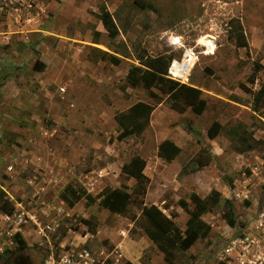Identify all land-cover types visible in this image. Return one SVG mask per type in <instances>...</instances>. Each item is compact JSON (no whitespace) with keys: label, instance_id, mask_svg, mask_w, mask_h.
Segmentation results:
<instances>
[{"label":"rangeland","instance_id":"374dc122","mask_svg":"<svg viewBox=\"0 0 264 264\" xmlns=\"http://www.w3.org/2000/svg\"><path fill=\"white\" fill-rule=\"evenodd\" d=\"M28 4L35 22L25 41L13 34L18 28L14 9L21 10L23 19ZM103 15L118 29L115 39L102 30ZM234 20L241 24L248 48L236 46ZM98 30L104 35L96 37ZM0 33H10L7 43L0 38V188L9 200L27 205L41 199L48 220H57L51 243L84 242L99 264L113 263L115 249L122 256L117 264H164L143 232L142 206L174 213L175 225L183 230L187 214L177 202L189 203L192 192L205 195L217 188V206L202 217L211 227L208 238L177 254L173 263L217 264L228 234L222 199L233 202L238 221L251 201L264 200V105L253 111L252 101V93L264 86V0H0ZM204 35L214 40L210 54L197 45ZM94 40L99 45H92ZM94 48L118 57L120 64L94 60ZM188 49L196 55L195 66L186 81L172 80L201 90V112L177 114L160 104L141 136L117 142L114 116L137 101L152 102L144 90L124 82L127 70L137 64V53L180 61ZM41 53L47 64L35 72L32 66L41 63ZM214 120L222 129L209 141L206 130ZM238 124L258 141L257 149L240 153L244 146L228 132ZM165 139L181 150L171 163L156 156ZM200 149L211 155L210 164L202 172L180 174L183 167L187 172L194 167ZM132 156L146 162L139 181L120 174ZM30 179L42 182L45 193L33 197ZM68 184L92 196L125 185L131 203L121 215L102 209L98 200L89 206L81 200L69 208L59 196ZM11 229L0 212V254L14 249L16 233L27 248L0 264H41L46 244L33 226L22 225L15 233Z\"/></svg>","mask_w":264,"mask_h":264},{"label":"trees","instance_id":"16d2710c","mask_svg":"<svg viewBox=\"0 0 264 264\" xmlns=\"http://www.w3.org/2000/svg\"><path fill=\"white\" fill-rule=\"evenodd\" d=\"M138 5L142 9L155 10L154 7L147 3L139 2ZM99 20L102 22L108 38L115 39L118 36V29L114 22L108 20L105 15L99 17ZM231 30L235 37L236 46L248 48L243 28L238 20L231 22ZM94 35L97 37L99 33H94ZM96 41L94 40V43ZM93 50L96 52L94 60L108 61L113 65L120 64L121 60L118 57L98 49ZM135 59L137 64L132 65L128 69L124 79L125 85L131 89L141 88L152 102L137 101L125 112L114 116L118 127V134L114 138L117 142L141 136L149 126L152 112L160 104H167L170 110L178 114H184L188 109L199 113L204 106V102L201 99L202 92L199 88L167 77L171 57L167 55L151 56L145 50H142L137 53ZM44 68L45 66L38 61H35L32 66L35 72H42ZM241 88L251 93L245 86ZM154 90H157L160 94L155 93ZM252 101L254 104L253 111L264 105V86L252 93ZM221 129V124L214 120L208 127L206 136L212 140L220 133ZM228 132L244 146L240 153L257 149L258 141L252 139L251 134L246 131L243 125L238 124L235 127H231ZM112 141L113 138H110L109 142ZM180 151L177 145L165 139L158 144L156 155L159 159L170 163L177 158ZM192 162L194 167L189 172L183 167L180 174L193 173L197 169L206 167L211 162V155L205 149H200L192 159ZM145 166L146 162L144 159L139 156H132L127 163L121 166L120 174L126 179L139 181L144 178L143 171ZM59 196L69 208H73L81 200H84L88 206L98 200L99 207L117 215L124 214L131 203V197L125 185L113 189H104L96 196H92L84 189L75 188L68 184L63 188ZM188 199L189 203L184 200L177 202L178 206L187 214L183 230L175 225L173 221L174 213H170L167 216L158 206L152 204L142 206L140 210V217L144 220L143 232L162 253L164 264H173L177 254L186 253L197 241L207 239L211 232L210 225L205 223L201 217L209 213L212 209L211 207L217 206L219 194L212 191L206 198L201 199L196 193L192 192ZM189 204H191V207ZM13 211V203L9 200L5 191L0 188V212L4 215H11ZM221 218L229 227L236 225V215L231 200L223 201ZM13 240L15 242L14 249L3 251L0 254V261L26 250L27 245L19 233L13 236Z\"/></svg>","mask_w":264,"mask_h":264},{"label":"built area","instance_id":"2783aa9c","mask_svg":"<svg viewBox=\"0 0 264 264\" xmlns=\"http://www.w3.org/2000/svg\"><path fill=\"white\" fill-rule=\"evenodd\" d=\"M31 7V4L27 5V15L23 19H20L21 10L19 8L14 9L16 15L14 21L18 25V28H16L13 34L19 33L22 40L25 41L28 40L29 32H32L28 28L32 27L35 22V18L29 13ZM9 34L0 33L2 42L7 43L9 41ZM173 63L174 60L171 61L167 72V77L170 79H176L170 73ZM61 91L63 92L64 90L61 89ZM8 169L11 170V167ZM27 184L33 189V197H38L40 194L45 193L46 187L42 182L30 179L27 181ZM33 204L35 207L27 210V207H32ZM13 206V213L5 215V219L12 225L11 231L15 233L21 229L22 225L29 224L33 226L36 236L46 244V254L41 264H99V260L90 249L85 247L84 242L80 245L74 241L64 243V239L54 245L51 243L52 235L56 232L57 220H48L44 202L41 199H31V201L27 202V205L21 202H14ZM55 210L57 211V216L62 214V211L58 207ZM236 221L235 226H227L226 244L216 254V263L264 264V200L251 201L244 207L243 215L239 221L237 217ZM114 253L115 257L111 264H117L122 257L119 249H115ZM101 264L108 263L102 262Z\"/></svg>","mask_w":264,"mask_h":264},{"label":"bare ground","instance_id":"6f19581e","mask_svg":"<svg viewBox=\"0 0 264 264\" xmlns=\"http://www.w3.org/2000/svg\"><path fill=\"white\" fill-rule=\"evenodd\" d=\"M177 39H176V43H179ZM197 42H198L197 45H201V47L206 49L207 51L206 54L212 53L215 48L214 40L212 36H209V35L201 36ZM196 60L197 58H196V55L193 53V50L192 51L185 50L182 59L180 61H177V59L174 60V63L171 66L170 73L172 77L180 79L183 82L186 81L188 79V76H189V73L192 67L196 63Z\"/></svg>","mask_w":264,"mask_h":264},{"label":"crops","instance_id":"0c3cea01","mask_svg":"<svg viewBox=\"0 0 264 264\" xmlns=\"http://www.w3.org/2000/svg\"><path fill=\"white\" fill-rule=\"evenodd\" d=\"M100 24H101V28H102L103 32H105L106 36L108 37L107 32L105 31L102 22H100ZM98 31L100 32L99 35H104L103 32H102L101 30H98ZM91 44L94 45V46L99 45L98 41H96L95 43L92 42ZM94 49H95V48H94ZM103 52H104V51H103ZM38 60H39L44 66H45V64H47L46 61H45L46 58L44 57V54H43V53L40 54V57L38 58ZM127 71H128V70H127ZM126 74H127V73H126ZM125 76H126V75H125ZM124 79H125V77H124ZM133 104H134V103H133ZM133 104H132V105H133ZM129 107H130V106H129ZM129 107H128V108H129ZM171 111H172V110H171ZM124 112H125V111H124ZM173 112H174V111H173ZM175 113H176V112H175ZM177 114H178V113H177ZM152 116H153V112H152V114H151V116H150V122H151V120H152ZM206 131H207V130H206ZM216 137H217V136H216ZM207 138H208V137H207ZM214 139H215V138H214ZM214 139H212V140L208 139V140H209V141H213ZM167 140H169V139H167ZM170 141H171V140H170ZM161 142H162V141H161ZM171 142H172V141H171ZM157 146H158V145H157ZM156 153H157V150H156ZM156 156H157V155H156ZM142 159H143V158H142ZM175 159H176V158H175ZM175 159H174V160H175ZM174 160H173V161H174ZM211 160H212V157H211ZM173 161H172V162H173ZM170 163H171V162H170ZM209 164H210V163H209ZM209 164H208V165H209ZM208 165H207V166H208ZM207 166H206V167H207ZM204 168H205V167H204ZM204 168L197 169V170H195L193 173L202 172ZM193 173H190V174H193ZM143 174H144V173H143ZM187 174H189V173H187ZM212 191H215V192H217L218 194L221 195V192H220L219 189H217V188H213V189L211 188V189H209L208 193H205V195H199V194H197V195H198L201 199H204V198H206V197H207ZM101 192H102V191H101ZM101 192H100V193H101ZM87 193H88V192H87ZM90 195H91V194H90ZM222 200L224 201V200H229V199H222ZM160 209H161V208H160ZM161 210H162L163 213H165V212H164L165 208H164V209H161ZM166 215H167V214H166ZM204 215H205V214H204ZM167 216H168V215H167ZM202 217H203V216H202ZM202 217H201V219H202ZM173 219H174V218H173ZM202 220H203V219H202ZM203 221H204V220H203ZM204 222H205V221H204ZM205 223H206V222H205ZM207 224H208V223H207Z\"/></svg>","mask_w":264,"mask_h":264},{"label":"flooded vegetation","instance_id":"af4514ba","mask_svg":"<svg viewBox=\"0 0 264 264\" xmlns=\"http://www.w3.org/2000/svg\"><path fill=\"white\" fill-rule=\"evenodd\" d=\"M27 259V258H26ZM28 260V259H27ZM29 263V261H27ZM15 264H19V263H15Z\"/></svg>","mask_w":264,"mask_h":264}]
</instances>
